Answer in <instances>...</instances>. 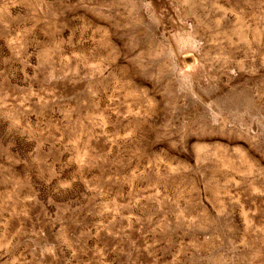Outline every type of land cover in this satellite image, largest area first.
Instances as JSON below:
<instances>
[{
    "label": "rangeland",
    "instance_id": "rangeland-1",
    "mask_svg": "<svg viewBox=\"0 0 264 264\" xmlns=\"http://www.w3.org/2000/svg\"><path fill=\"white\" fill-rule=\"evenodd\" d=\"M0 264H264V0H0Z\"/></svg>",
    "mask_w": 264,
    "mask_h": 264
}]
</instances>
